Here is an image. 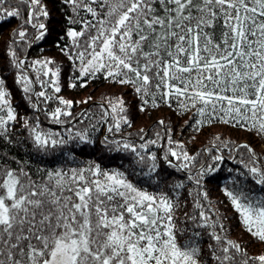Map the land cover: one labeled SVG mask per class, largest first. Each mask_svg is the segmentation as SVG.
I'll list each match as a JSON object with an SVG mask.
<instances>
[{"label": "snow or ice", "instance_id": "1", "mask_svg": "<svg viewBox=\"0 0 264 264\" xmlns=\"http://www.w3.org/2000/svg\"><path fill=\"white\" fill-rule=\"evenodd\" d=\"M5 2L0 0V21L20 18V9L5 8ZM18 3L27 7V18L16 33L19 40L28 43L24 25L35 29L33 42L43 40L49 30L41 17L46 21L50 13L42 0H18ZM64 3L73 14L68 22L81 25L79 31L69 27L66 32L78 49L77 79L94 78L96 73L103 72L106 79L131 85L144 104L149 103L144 98L151 97L156 106L155 97L159 93L165 103L172 98L180 100L185 111L199 103L200 116L223 113L220 117L223 123L235 121L241 127L251 119L259 124L257 130L264 132V0H64ZM82 12L90 19L82 16ZM61 51L73 60L68 50ZM10 55L15 67L25 63L15 51ZM32 63L34 70L38 65L43 76L52 77L50 82L41 81V86L47 84L59 93L60 70L49 67L55 61ZM17 83H23L24 93L31 91L32 81L27 76L19 75ZM70 86L74 88L76 84ZM37 96L51 99L45 91ZM7 97L4 81L0 80V113L6 110L5 115H0V134L9 130V122L16 120ZM59 102L66 108L73 104L64 99ZM123 103L119 99L112 111L123 113L126 110ZM70 114L57 108L51 116L56 123H62L60 116ZM120 119L129 123L126 117ZM206 122L211 123V119L197 121V130ZM38 127L31 128L37 147L65 143L53 138L50 132L38 131ZM112 127L119 131L120 120ZM255 127L256 123L251 125ZM75 137L91 143L86 132H76ZM105 141L116 144L117 151L135 154L139 163L151 161L147 174L156 170L155 154L148 153V144H155V140L139 145L141 151L126 140L109 141L106 137ZM243 147L252 154L249 146ZM169 151L172 157L181 159L175 150ZM182 159L185 163L179 167L188 168L195 158L183 152ZM255 159L252 154L253 165L245 167L255 184L264 188V170L255 166ZM212 171L215 169L211 166L201 167L188 179L199 185L205 173ZM225 195L245 231L264 242V195L256 196L243 188L225 189ZM199 215L205 223L198 226L208 227L210 217L204 211ZM173 221L174 205L168 196L139 189L123 171H103L96 165L70 172L48 171L39 180H33L22 168L0 166V264H201L198 243L192 238L180 243ZM211 226L215 229L216 224L213 222ZM219 228L225 231L223 225ZM198 235L193 233V237ZM210 235L220 245V254L212 253L218 264H264V254L249 256L239 243L215 231Z\"/></svg>", "mask_w": 264, "mask_h": 264}, {"label": "trees", "instance_id": "2", "mask_svg": "<svg viewBox=\"0 0 264 264\" xmlns=\"http://www.w3.org/2000/svg\"><path fill=\"white\" fill-rule=\"evenodd\" d=\"M42 2L50 13L46 21L41 17L48 27V35L41 41L33 42L35 29L24 25L28 43L20 41L16 35L27 18L26 5L19 4L18 0H6L4 5L5 8L18 7L20 18L0 21V80L4 81L9 105L16 115V120L9 122V130L0 134V166L16 170L22 168L33 180H39L48 171L70 172L96 165L103 171H123L139 189L168 196L174 205L173 222L178 230L177 238L180 243L190 238L196 240L201 249V264H218L212 253L217 251L220 254V245L210 235L213 231L239 243L249 256L264 254V242L255 240L245 231L239 215L225 195V189L236 191L241 188L256 196L264 195V188L255 184L245 167L253 165L254 154L255 166L264 170V132L257 130L259 124L251 119L244 127L235 121L226 124L220 119L223 113L219 112L212 117L200 116L197 113L201 107L199 103L196 108L185 111L180 100L172 98L165 103L159 93L155 97L156 106H153L151 97H145L149 103L144 104L131 85L106 79L103 72L96 73L94 78L77 79L80 76L79 61L75 58L78 49L73 47L66 32L69 27L79 31L81 25L68 22L73 14L64 0ZM81 15L85 16L83 12ZM216 33L219 37V28ZM61 49L68 50L73 60H69ZM11 51L16 52L18 59L25 61L20 68L14 66ZM46 59L55 61V64L49 65L50 68L60 70L59 93L47 84L41 86V81L50 82V75L43 76L38 65L34 70L32 62ZM19 75H25L32 81L31 91L27 94L23 91V83H17ZM73 83L76 84L74 88L70 86ZM40 91H45L51 99L38 97ZM60 99L72 101V107L66 108L60 104ZM119 99L124 102L126 110L123 113L112 111L113 104ZM57 108L71 113L60 116L62 123H56L51 116ZM5 114L6 110L0 113ZM121 116L126 117L129 123H124ZM118 119L119 131L112 127ZM209 119L211 123H203L197 130V121ZM254 123L256 127L251 128ZM37 125L38 131L50 132L53 138L63 139L65 143L55 147H37L31 132V128ZM76 132H86L91 143L80 141L75 137ZM106 137L109 141H129L137 146L138 151H141L139 145L155 140V144H148V153L155 154L156 170L147 174L151 161L146 164L137 162L135 154L117 151V145L107 143ZM169 138L172 143H169ZM244 145L252 149V154ZM170 149L181 155V159L172 157ZM183 152L195 158L188 168L179 167L185 163ZM216 156L223 157L222 161H215ZM209 166L215 171L206 172L199 185L195 180L188 179L190 174L195 176L201 167ZM201 211L210 217L208 227L198 226L205 223L200 218ZM213 222L215 229L211 226ZM219 225L224 226V232L220 231ZM193 233L199 235L193 237Z\"/></svg>", "mask_w": 264, "mask_h": 264}, {"label": "water", "instance_id": "3", "mask_svg": "<svg viewBox=\"0 0 264 264\" xmlns=\"http://www.w3.org/2000/svg\"><path fill=\"white\" fill-rule=\"evenodd\" d=\"M163 142H164V141H163ZM162 146H163V143H162L161 148H160L161 151H162Z\"/></svg>", "mask_w": 264, "mask_h": 264}]
</instances>
